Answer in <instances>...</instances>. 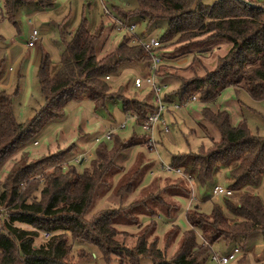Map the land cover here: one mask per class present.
Instances as JSON below:
<instances>
[{"label":"trees","instance_id":"1","mask_svg":"<svg viewBox=\"0 0 264 264\" xmlns=\"http://www.w3.org/2000/svg\"><path fill=\"white\" fill-rule=\"evenodd\" d=\"M133 1L135 6L126 11L112 6V12L107 8L108 13H104L111 19L113 30L115 19L131 23L129 20L135 18L148 24L167 21V28L159 38L163 61L157 76L163 83L177 84L173 91L165 93L168 104L183 102L192 95L209 103L226 87L244 88L252 99H264V2ZM27 3H35L39 11L54 6V0H2L0 19L16 23L18 7ZM59 31L61 53L57 69L51 71L48 53L40 56L37 78L44 103L31 119L16 120L13 94L0 86V264H78L85 259V250L78 249L72 256L74 259L69 260L73 244L93 245L105 258L124 253L131 264H140L142 257L151 258L153 264H205L211 245L219 239L240 237L243 241L254 232H264V199L251 191L264 179V137L253 134L245 119L233 125L225 110L202 108L200 127L207 135V126L213 127L218 137L209 134L208 148L173 155L170 163L189 174L198 189L208 188L212 193L223 176L227 180L225 186L239 192L236 198L221 196L222 204L214 203L209 214L190 201L193 185L189 189L171 183L155 190L149 184L142 189L140 198L125 204L139 189L145 170L140 164L127 172L124 162L132 146L144 145L145 135L122 139L111 133L110 139H103L113 140L112 145L101 139L82 173L67 164L72 159L77 163L84 160L76 159V143H57L42 153L31 150V146L38 145L42 128L49 122L62 120L63 109L71 101L89 100L95 111L119 104L122 113L137 116L139 126L156 108L152 91L150 97H132L125 94L127 84L112 88L105 79L118 74L124 63L148 61V53L138 42L139 35L128 31L117 45L104 50L107 31L103 23L90 31L88 19L82 17L74 32L61 28ZM223 41L230 42L229 49L215 55ZM174 44L180 46L162 52L165 46ZM188 55H191L189 63L176 68L175 62ZM206 58L214 60V69H208ZM2 61L1 58L0 79ZM79 131L81 139L88 140L81 128ZM97 137L94 136V141ZM118 174L123 180L115 189L117 203L91 213L96 200L112 189L111 179ZM37 191L40 200L35 196ZM177 198H188L185 218L189 229L185 231L173 223L180 211ZM209 198L205 194L202 201ZM145 216L149 218L146 224L141 219ZM159 216L170 224L162 247L156 235L155 218ZM123 225L133 226L137 231L129 235L135 237L133 245L124 240L128 231ZM196 233L201 242L197 241ZM40 235L43 240L36 244ZM174 244L173 255L167 257L168 248Z\"/></svg>","mask_w":264,"mask_h":264},{"label":"rangeland","instance_id":"2","mask_svg":"<svg viewBox=\"0 0 264 264\" xmlns=\"http://www.w3.org/2000/svg\"><path fill=\"white\" fill-rule=\"evenodd\" d=\"M216 0H203L206 4H212ZM261 3V2H260ZM103 6H106L112 12V6L119 7L126 11L135 6L133 0H54V6L44 11L36 9L35 3H27L18 7L15 13V22L7 18L0 19V60L2 58V73H6L8 67L11 70L7 71L4 78L5 87L9 94H13V113L18 122H26L31 119L35 112L43 105L44 100L40 92L39 82L37 78V68L41 53H48L51 58V71H55L60 61V31L74 32L80 25L82 17L88 19L89 30L94 31L100 23H103L107 31L108 47L112 48L117 45L125 35L129 32L125 29H112V21L107 18L104 13ZM2 8V0H0V9ZM116 11V10H115ZM117 12V11H116ZM84 14V15H83ZM112 15V14H111ZM31 19L33 26L27 23ZM129 22L136 24L133 32L142 39L160 38L167 28L166 20H158L148 24L145 21L132 18ZM32 28L36 29L34 47H28L26 43L31 36ZM180 45L174 44L165 46L162 52H171L175 47ZM230 47V42L223 41L220 43V50H215L216 53L222 55ZM165 55V53H164ZM191 59V55L180 58L175 62L176 68L185 67ZM205 63L208 69L215 68V62L212 58H206ZM174 64V63H173ZM147 72L146 63H124L120 66L118 74L110 76L108 79L112 88H117L120 85L127 84L128 89L125 94L136 98L150 97V87H144L138 90L133 85L134 76H143ZM161 78L157 77L158 83H163ZM165 84L163 92H171L177 84ZM15 94V95H14ZM197 101L189 104L185 108L173 110L163 113V119L166 125L169 126L167 133H162V126L156 124L153 129V138L156 140L155 150L148 149L147 138L144 137L145 132L135 119L129 115H125L121 111L120 105H106L107 110L100 109L95 111L94 104L89 100L79 102L71 101L63 109V119L60 121H52L46 124L38 134V145L31 146V150L42 153L51 146H56L57 143H76L78 147L77 158H84L83 162L77 163V160H70L68 166H74L78 173H82L85 167L88 166L91 158L95 154V150L99 143L94 141V136H98L107 145H112L113 140H104L102 135L111 131L114 136L122 139H129L131 136H142L145 139L144 145L138 144L132 146L127 152V158L124 162V168L127 172L137 168L142 164L144 175L141 185L138 190L131 194L125 201V204L134 201L143 195L141 193L144 187L153 185V189L160 190L171 183L182 184L185 188L190 189V183L183 180L180 175L169 172L160 171L161 163L170 164L173 155L198 152L201 148H208L210 140L208 135L218 137V132L210 126H207V133L200 127V111L204 107H215L227 111L230 116V121L233 125H237L241 120L245 122L253 134L264 137V99L254 100L250 97L244 88L226 87L220 94L211 102L203 103L199 96L196 95ZM107 112H110L109 115ZM124 123L125 128L119 129V126ZM82 133L89 136L88 140L81 139ZM84 153V154H83ZM67 171L68 167H63ZM160 169V170H159ZM120 174L115 175L111 179L112 189L104 194L99 200H96L92 212L108 206L113 207L117 203L115 189L120 185ZM194 177V176H193ZM153 183V184H152ZM217 183L227 185V180L222 176ZM194 188V204H198L201 211L209 214L214 203L222 204V197L215 196L211 190L198 189L192 181ZM156 187V188H155ZM158 188V189H157ZM261 198L264 199V179L262 184L257 188H251ZM210 195L208 200L202 201L204 195ZM239 192L233 194V197L238 196ZM35 196L40 200L39 191L35 192ZM196 196V197H195ZM236 198V197H235ZM115 200V201H114ZM114 201V202H113ZM180 205V211L176 214L173 223L177 225L181 231L189 229V225L185 218V208L188 203V198H177ZM227 213V211H226ZM142 222L146 224L149 221L148 217H141ZM156 235L159 239V247L163 246V237L165 231L170 224H166L162 216L155 218ZM22 228L30 229L28 225L18 224ZM124 230L128 234L124 237L127 240V245H133L135 237H130V234H136L135 227H126ZM197 234V241L201 242L200 235ZM46 237V236H45ZM43 237L40 235L36 239V244L42 242ZM175 244L168 248L167 257H171L174 252ZM237 247L239 253L236 254L234 260L228 264H264V232L257 231L249 235L245 240L234 238L229 241L219 239L210 247V254L226 255ZM84 249V258L78 264H131L124 253L113 254L105 258L102 252L93 245L88 244H73L72 255H69V260L74 259L78 249ZM90 255H88L87 253ZM110 259L109 262L106 260ZM140 264H153L149 257H142ZM205 264H211L207 259Z\"/></svg>","mask_w":264,"mask_h":264},{"label":"built area","instance_id":"3","mask_svg":"<svg viewBox=\"0 0 264 264\" xmlns=\"http://www.w3.org/2000/svg\"><path fill=\"white\" fill-rule=\"evenodd\" d=\"M104 12L108 13V9L106 6H103ZM116 30L125 29L129 31L132 34H135L133 30L136 28V24L126 23L122 20H116ZM27 23L29 25L33 26V23L31 19H28ZM37 35L36 29L32 28L31 36L29 41L26 43V45L30 47H34L35 45V37ZM138 42L141 44V46L145 49V51L148 53L149 59L147 61V72L143 76H134L133 79V85L138 90H141L144 87H150L151 91L153 92L154 97V103H155V110L148 113L145 120L140 124L141 129L145 132V136L147 138L148 142V149L149 150H155L156 148V140L153 138V129L156 124H159L162 126V129L160 130L162 133H167L169 131V126L166 125L164 119H163V113L169 112V110H179L181 108L187 107L189 104L193 103L194 101H197L196 95H192L189 99L183 101V102H172L167 103L165 100V92H163V89H165V84H161L157 82V72L159 69L160 64L163 61L161 52L159 51L160 46V39L158 38H149V39H142L138 40ZM105 79H109V76H106ZM133 119H136V115L131 114L129 115ZM125 124L122 123L119 126V129H124ZM111 131L105 133L102 135V138L110 139ZM101 140L100 137L95 138V142H99ZM35 144L37 142H34ZM161 169V170H160ZM160 171L169 173L174 172L180 176H182L185 180H187L190 185L192 186L191 176L189 174H186L182 171L179 167H173L171 164H163L161 163ZM212 194L215 196H228L233 195L234 191L230 188L226 187L225 185L221 183H216L212 188ZM194 198V191L192 189L191 198L190 200ZM44 236H47L48 234H43ZM239 253V249L235 247L232 252L226 254V255H218L216 253H211L209 255L208 260L211 264H228L230 261L234 260L236 257V254Z\"/></svg>","mask_w":264,"mask_h":264},{"label":"crops","instance_id":"4","mask_svg":"<svg viewBox=\"0 0 264 264\" xmlns=\"http://www.w3.org/2000/svg\"><path fill=\"white\" fill-rule=\"evenodd\" d=\"M250 1H253V2H264V0H250ZM32 48V47H31ZM108 48V40L106 41L105 45H104V50ZM11 70V67H8L7 71ZM6 71V73H4L0 79V86L1 87H5V83H4V78L6 76V74L8 73Z\"/></svg>","mask_w":264,"mask_h":264}]
</instances>
